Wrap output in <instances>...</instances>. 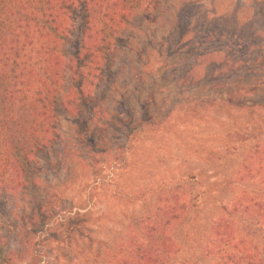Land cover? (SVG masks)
<instances>
[{"label":"rangeland","instance_id":"rangeland-1","mask_svg":"<svg viewBox=\"0 0 264 264\" xmlns=\"http://www.w3.org/2000/svg\"><path fill=\"white\" fill-rule=\"evenodd\" d=\"M157 2L149 15L139 9L122 28L97 77L84 84L85 104L68 98L74 91L68 62L81 37L82 7L71 13L56 128L32 158L30 181L0 198L2 244L19 254L6 264H33L34 254L41 259L36 264H115L124 239L141 226L156 201L154 191L145 205L123 203L116 194L149 188L180 169L200 171V187L227 178L237 182L230 190L264 194L260 174L242 175L246 153L264 142V0ZM228 96L249 107L187 121L122 152V121L129 113L139 116L144 102L160 117L183 114L206 98ZM201 146L217 148L219 158L195 154ZM180 187L198 191L194 183ZM209 206V217L221 213ZM37 211L45 214L46 224L32 229ZM235 220L239 236L253 240V250L264 257V243L255 234L258 223ZM72 221L74 233L68 225ZM198 228L189 241L179 236L178 256L213 264L204 250L212 240L209 229Z\"/></svg>","mask_w":264,"mask_h":264},{"label":"trees","instance_id":"trees-1","mask_svg":"<svg viewBox=\"0 0 264 264\" xmlns=\"http://www.w3.org/2000/svg\"><path fill=\"white\" fill-rule=\"evenodd\" d=\"M157 3V0H0V198L18 193L30 181L32 158L56 128V100L66 67L64 45L76 6L82 7V26L76 51L68 62L74 79V91H70L68 98L85 104L88 93L84 84L97 77L122 28L139 9L149 15ZM248 107L243 100L230 96L206 98L187 106L183 114L157 117L144 102L139 116L129 113L122 121L121 150L125 155L138 141L173 132L187 121L212 118L230 108ZM194 153L218 159L221 151L201 146ZM245 158L248 164H244L242 175L249 178L252 171L253 177L260 174L264 185V142L255 143ZM202 177L200 171L189 167L180 169L177 176L162 177L149 188L116 194L123 203L125 199L131 204L145 205L154 191L156 201L141 226L132 228L124 239L115 264H198L196 260L179 257L177 243L181 234L184 241H189L200 233L199 224L208 228L212 237L204 250L212 255L213 264H264V257L253 250L257 248L253 240L239 236L235 220L238 217L244 223L256 221L259 227L255 234L264 243V194L230 190L237 182L227 178L200 187ZM182 183H194L197 193L186 192L180 187ZM208 206L221 213L209 217L205 213ZM32 221V229L43 228L45 214L37 211ZM68 225L70 233H74L76 222ZM3 242L0 236V264L13 263L19 258L18 250ZM33 259V264L41 261L36 254Z\"/></svg>","mask_w":264,"mask_h":264}]
</instances>
